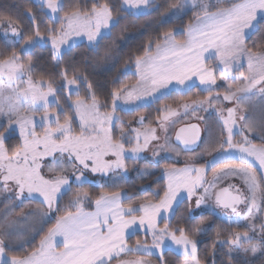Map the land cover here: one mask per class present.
Instances as JSON below:
<instances>
[{
	"label": "snow or ice",
	"instance_id": "snow-or-ice-1",
	"mask_svg": "<svg viewBox=\"0 0 264 264\" xmlns=\"http://www.w3.org/2000/svg\"><path fill=\"white\" fill-rule=\"evenodd\" d=\"M37 3L41 11L47 10L44 14L51 23L44 24L31 8L23 13L28 23L21 14L0 17V34L13 37L9 49L0 52V264H155L152 259L123 258L134 253L167 264L165 249L172 247L182 250L183 264H201L198 241L187 227L172 223L185 199L191 216L193 198L196 209L203 207L214 215V204L245 222L244 231L233 230L217 241L229 246L228 264H237L234 254L242 257L241 264H264V175L252 164L258 162L264 173V51H254L255 42L252 47L247 43L264 26V0H177L169 5L168 17L176 19L191 8L192 22L149 38L134 57L136 82L112 90L103 102L87 76L73 67L69 77L61 60L74 37H86L89 47L99 48L104 31L110 33L119 23L113 15L115 5L99 0L90 6L80 0ZM154 4L155 0H120L119 10L146 14ZM41 45L51 46L56 62L57 71L48 80L35 78L34 61L25 60ZM245 60L247 74L239 71ZM237 71L238 77L233 74ZM81 82L86 85L84 96L77 87ZM170 86L182 92L191 87L207 92L203 99L181 105L184 116L191 108L192 116L205 121V135L198 124L177 128L181 113L167 105L157 109L160 115L146 126L144 115L136 121L140 127H132L131 121L126 126L116 115L126 105L138 110L162 99ZM209 109L218 120L198 115ZM158 129L164 143L153 147L161 139ZM13 137L16 145L9 144ZM201 146L203 150L188 156L184 167L166 164L161 169L164 187L138 204L125 203L135 200L125 191L101 192L93 200L84 190L89 173L109 177L119 187L128 172L126 160H144L147 151L159 167L163 161L178 162L182 152ZM205 157L211 159L196 167ZM233 160L239 163H230ZM221 164L224 167L213 171L209 183L206 173ZM117 171L119 175L110 176ZM154 174L144 169L140 178ZM69 194L66 208L58 214L60 202ZM25 201L39 207L25 213ZM93 203L94 210H88ZM18 207L21 213L13 215ZM141 233L145 239L130 246V237ZM26 245L30 250L25 255L15 254Z\"/></svg>",
	"mask_w": 264,
	"mask_h": 264
},
{
	"label": "trees",
	"instance_id": "trees-1",
	"mask_svg": "<svg viewBox=\"0 0 264 264\" xmlns=\"http://www.w3.org/2000/svg\"><path fill=\"white\" fill-rule=\"evenodd\" d=\"M69 0H65L68 3ZM81 3L87 2L91 5L92 0H80ZM100 3L108 2L114 4L113 9L114 17L119 19V23L111 28V32L103 35V39L100 41L98 49L93 50L89 47L88 41L83 40L74 44L71 49L64 50L63 59L61 60V66L67 67L69 77L73 74L72 70L75 67L77 74H84L88 80L92 83L94 90L101 102L108 96V94L116 89L120 88L124 84H134L137 76L135 74L134 57L140 53L142 45L147 42L149 38H156V36L172 27L186 26L192 22V11H189L182 19H173L169 21H162L165 13L169 11L168 6L177 3V0H155L153 8L147 11L146 14L131 15L119 10L120 0H99ZM155 5H160L157 9ZM29 8L36 11L38 18L44 21V24L51 23L45 11H41L39 4L35 0H0V17L7 14H21V19L28 23L27 16L23 15ZM42 24V28L44 26ZM264 35V26L251 35L248 39V46L252 47L253 43L257 44V48L253 50L264 51V41L261 40V36ZM178 39L183 38L178 36ZM10 44L6 42L0 34V52H4L9 49ZM19 51V48H17ZM108 55H105V53ZM32 59L35 63L34 77L43 78L48 80L57 71L55 68V60L51 54L50 45H41L33 50L32 53L25 57V60ZM127 69V71H126ZM56 86H59L60 77L56 76ZM80 91V95L86 94V85L79 83L77 85ZM207 96V92H204L200 87H192L187 92L172 91L170 94L164 96L158 101H153L138 110H117V114L131 121V124L136 121L135 119L140 115H145L148 118L154 119L160 113L157 109H162L166 105L176 107L181 102L190 99H202ZM72 99H76L73 95ZM18 140L13 137L9 140V144L16 145ZM170 161H163L157 167L154 163L145 162L142 163L147 167L160 168L163 165L170 164ZM153 176H147L141 179L140 176L131 175L127 180L120 184L119 187L105 184L100 187L92 188V199L94 200L99 196L101 192H111L117 190L126 191L129 195L134 196V201H125V203L143 202V198H151L152 193L157 189H161L166 184V179L161 176L160 170L153 171ZM158 180V182H157ZM150 185V187H148ZM144 188L146 190L141 191ZM162 195V191L160 193ZM88 210L94 208V203L87 205ZM18 208L17 211H19ZM189 203L185 199L184 203L178 209L176 215L173 217V225L179 224L189 229V235L198 241V257L201 260V264H228V257L225 253L228 251L229 246L217 243L218 240L222 241L227 238L229 233L233 230L244 231V224L231 223L219 216L210 215L206 211H200L189 216ZM64 211V210H63ZM60 212V214L63 213ZM74 211V209H73ZM201 220L204 222L201 223ZM200 229L199 232L196 229ZM219 233V235H217ZM143 234L132 235L129 239V245H134L137 239L143 240ZM39 237L36 238L38 242ZM213 245H215V254H213ZM30 250L27 246L24 249H20L15 252L18 256L25 255L26 251ZM135 254V253H134ZM133 255L129 254L128 256ZM164 257L167 260V264H182L183 256L176 254L171 249H168L164 253ZM155 260L156 257H153ZM242 257L236 255L237 264H241ZM157 262H159L157 260ZM117 263L116 261L113 262Z\"/></svg>",
	"mask_w": 264,
	"mask_h": 264
},
{
	"label": "rangeland",
	"instance_id": "rangeland-1",
	"mask_svg": "<svg viewBox=\"0 0 264 264\" xmlns=\"http://www.w3.org/2000/svg\"><path fill=\"white\" fill-rule=\"evenodd\" d=\"M35 1H37V0H35ZM189 2H191V0H189ZM150 9H151V8H150ZM150 9H148L147 11H149ZM189 11H192L191 8L188 9L187 13H188ZM168 12H169V11H168ZM168 12L164 14V16H163V18H162V21H169V20L176 19L175 17H171V18L168 17ZM108 33H109V32H108L107 30L104 31V34H108ZM104 34H103V35H104ZM1 36H2L3 39H4L6 42H8L10 45L12 44V42H13V37L11 36L10 33H9V35H8L7 37L3 36L2 34H1ZM83 40H86V41H87V38H86V37H74V38H73V41H72V44L74 45V44H76V43H78V42H80V41H83ZM67 49H68V47L65 46V47H64V50H67ZM213 64H215V61H213ZM239 71H243V72H245V74H247V71H248V70H247V61H246V60L243 62V66L239 69ZM239 71H237V72H235V73H233V74L236 75V76L238 77V76H239ZM135 72H136V69H135ZM239 82H240V81L238 80L237 83H239ZM218 83H220V82L218 81ZM191 88H192V87H191ZM200 88H201V87H200ZM172 91L182 92V91L177 90L175 87L170 86V88L167 90V93L165 94V96L168 95V94H170ZM222 94H223V93L221 92V93H220L221 97H222ZM213 95H216V93L214 92ZM205 97H206V96H205ZM50 99H52V98L50 97ZM202 99H203V98H202ZM73 100H74V99H73ZM192 101H194V99L185 100V101L181 102L178 106L173 107V109H175V110H177L178 112L181 113V116H180V122L176 125V127H179V126L182 125V124H188V123H192V122H197V123H199V124L202 126V128H203V132H204L205 121H203V120H199V119H197L196 117L192 116V114H191V108L188 110V113H189V114H188L187 116H184V115H183V111H184V110H183V108L181 107V105H183L184 103H189V104H191ZM151 102H153V101H150L149 103H151ZM149 103H147V104H149ZM224 103H227V102H224ZM147 104H146V105H147ZM229 106H232V105H229ZM124 108H125L126 110H132L133 106H132V105H126V106H124ZM116 115H118V116L121 118V120H123V121L125 122V125L127 126V124H128L129 121H128L127 119H125V118L122 116V114H120V113H118V114L116 113ZM198 115H199V116H203V117H205L206 120H209V121H213V122H214V121L218 120V116H217L216 112L214 111V109H209L208 111H200V112L198 113ZM144 116H145V115H144ZM145 117H146L145 126L147 125L148 122H154V121L156 120V117H155L154 119L148 118L147 116H145ZM138 118H139V117H137L135 120L137 121ZM136 121L134 122V124H133V123L131 124L132 127H140V125H138V124L136 123ZM114 123H116V122H114ZM116 126L119 127V124L116 123ZM153 126H156V125L153 124ZM217 131H218V129H217ZM158 134L161 136V139H160L159 142H155V143L152 145L153 147H158L159 144H163V143H164V141H163V133L160 132L159 129H158ZM169 134L172 136V142H173V144H176V143L174 142V140H173L174 133L171 132V130H170V133H169ZM203 135H205V133H203ZM234 138H235V139H239L238 136H235ZM255 142H256L257 144H259V141H258V140L255 141ZM126 147H127V145H126ZM177 147H180V146L177 145ZM180 148H181V147H180ZM202 150H203V146L199 147L197 150H195V151H193V152H182V154H181V156H180L178 162H177L175 159H173V160H168V161H170V162H172V163H175V166L178 167V168H180V167H184V166H185V162L187 161V157H188V156H191V155H194V154H196V153H199V152H201ZM143 155L146 157V159L141 160V161H138V162H133V160H131V159H127V160H126V164H127V167H128V172H127V175L125 176L124 180L119 181V185L122 184V183H124V182L127 180V178L130 177L131 175H134V176H140V173H141L144 169H147L148 171H152V172L155 171V170H158V169H159L160 172H161V169H163V168L165 167V165H163V166L160 167V168H157V167H153V168L147 167L146 165H144V164H142V163H145V162H151V163H153L154 158H153V156H152L151 151H147V152L143 153ZM112 159H115V158L112 157ZM210 159H211V157H205L204 159L197 161L196 164H195V166H196V167L203 166L205 160H210ZM230 163L237 164V163H239V162H238V160H234V161H232V162L230 161ZM252 164H253V168H254V170L256 171V173H258L259 175H264V173H262V172L260 171V167H259L258 162H256L255 160H253ZM220 167H224V165L221 164V165L218 166L217 169H215V170H210V171H208V172L206 173V175H205V179H206L209 183L212 181V178H213V171H217ZM119 174H120L119 171H117V172L110 173V176L115 177V176H117V175H119ZM88 176H89V180H88V182L84 185V190L87 191V192H89L90 195H91V197H92V188H90L91 186H92V187H100V186H103V185H105V184H109V185H112V186H117V185H116V182H114L113 179H110L109 177L103 176V175H101V174H95V175H93V174L89 173ZM234 182L242 185V182L239 181V179H235ZM205 187H208V184H205ZM73 191H76V186H75V185H73ZM122 191H123V190H122ZM200 191L202 192L203 190L201 189ZM210 191H211V190H210ZM125 192H126V191H125ZM8 195H10V194H9V193H5V196H8ZM70 195H71V194H69V196H65L64 199L60 202V208H61V211H63V210L66 208V206H67V204H68V200H69V198H70ZM209 202H212V201H209ZM86 204H87V202H86ZM37 207H39V205L36 204L35 202L25 201V206L23 207V212L26 213V212H28V211H30V210H32V209L37 208ZM240 207H241V211L243 212V211H244V206L241 205ZM18 208H19V207H18ZM18 208L16 209V212H15L13 215H19V214L21 213V208L19 209V211H17ZM191 208L194 209V211H192L191 214H194V213H197V212H200V211H206V212H208L207 209H205V208H203V207H201L200 209H196V207H195V198H193V201L191 202ZM93 209H94V208H93ZM93 209H92V210H93ZM0 210H2V206H0ZM213 211H214V213H215L214 215L219 216V217H221V218H223V219H225V220H227V221H229V222H231V223H235V224H241V223H242V224H245V222L243 221V219H242L241 217H238L237 214L232 213L230 210H224V209H222V208L215 207V205L213 204ZM58 214H60V213H58ZM236 221H239V223H236ZM258 230H259V224L257 223V231H258ZM143 236H144V235H143ZM57 239H59V238H57ZM144 239H145V237H143V240H144ZM148 239H149V243H150V237H149ZM140 240H141V239H140ZM143 240H141V241H143ZM27 246H28V245H26L25 247H27ZM130 246H131V245H130ZM166 250H168V248H166L165 251H166ZM171 250L174 251V252H175L176 254H178V255H182V256H183V261H184V255H183V252H182L181 249H176L175 247H172ZM234 255H239V254H234ZM123 258H124V259H129V260H135V259H138V258H139V259H152V260L155 261V264H159V262H157V260H155L153 257H145V256H142V255L139 254V253H135V254L130 255V256L127 255L126 257H123ZM114 264H117V263H114ZM182 264H183V263H182Z\"/></svg>",
	"mask_w": 264,
	"mask_h": 264
},
{
	"label": "water",
	"instance_id": "water-1",
	"mask_svg": "<svg viewBox=\"0 0 264 264\" xmlns=\"http://www.w3.org/2000/svg\"><path fill=\"white\" fill-rule=\"evenodd\" d=\"M188 124H198L199 125V127H200V129H201V133H202V135H203V128H202V126L199 124V123H197V122H192V123H188ZM184 124H182V125H180L179 127H181V126H183ZM179 127H177V128H179ZM173 140H174V142L176 143V141H175V137L173 136ZM181 148L183 147L182 145H179ZM199 147H197V148H195L194 149V151L195 150H197Z\"/></svg>",
	"mask_w": 264,
	"mask_h": 264
},
{
	"label": "crops",
	"instance_id": "crops-1",
	"mask_svg": "<svg viewBox=\"0 0 264 264\" xmlns=\"http://www.w3.org/2000/svg\"><path fill=\"white\" fill-rule=\"evenodd\" d=\"M94 210V209H93ZM124 257H126V256H124Z\"/></svg>",
	"mask_w": 264,
	"mask_h": 264
},
{
	"label": "flooded vegetation",
	"instance_id": "flooded-vegetation-1",
	"mask_svg": "<svg viewBox=\"0 0 264 264\" xmlns=\"http://www.w3.org/2000/svg\"><path fill=\"white\" fill-rule=\"evenodd\" d=\"M204 133V132H203ZM234 161V160H233ZM232 162V161H231Z\"/></svg>",
	"mask_w": 264,
	"mask_h": 264
}]
</instances>
